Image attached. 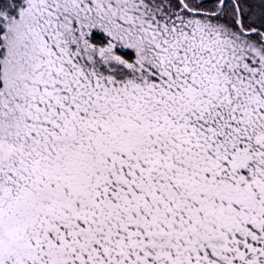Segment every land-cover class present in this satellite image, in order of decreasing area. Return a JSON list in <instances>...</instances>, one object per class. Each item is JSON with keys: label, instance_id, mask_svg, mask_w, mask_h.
Returning <instances> with one entry per match:
<instances>
[{"label": "snow or ice", "instance_id": "1", "mask_svg": "<svg viewBox=\"0 0 264 264\" xmlns=\"http://www.w3.org/2000/svg\"><path fill=\"white\" fill-rule=\"evenodd\" d=\"M0 264H264V0H0Z\"/></svg>", "mask_w": 264, "mask_h": 264}]
</instances>
